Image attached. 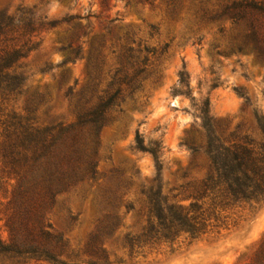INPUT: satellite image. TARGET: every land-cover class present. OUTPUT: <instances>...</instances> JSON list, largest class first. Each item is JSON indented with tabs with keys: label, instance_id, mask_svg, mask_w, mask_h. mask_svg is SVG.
I'll list each match as a JSON object with an SVG mask.
<instances>
[{
	"label": "rangeland",
	"instance_id": "1",
	"mask_svg": "<svg viewBox=\"0 0 264 264\" xmlns=\"http://www.w3.org/2000/svg\"><path fill=\"white\" fill-rule=\"evenodd\" d=\"M199 1L182 0L174 13L163 0H0V18H41L42 23L35 49L17 64L25 77L21 92L4 112L29 114L40 125L74 121L79 92L83 89L82 98L94 101L105 87L103 81L98 92L88 91L87 41L95 35L108 39L106 68L114 67L110 51L123 46L148 58L141 87L132 97L121 96L95 139L93 176L56 194L45 210L50 233L64 244L61 259L66 264H249L263 240L264 203L236 202L220 209L201 197L210 161L198 108L208 100L218 137L258 138L264 62L253 53L225 52L214 28L190 31L184 18ZM69 16L76 19L62 22ZM54 21L59 23L50 28ZM79 30L88 34L76 39ZM81 45L83 57L74 58ZM179 73L185 74L187 86L179 83ZM137 131L146 144L161 141L158 162L137 150ZM10 177L0 164V237L6 242V222L14 210L15 180ZM150 187L170 203L206 209L211 219L205 232L195 238L181 234L173 243L129 247L125 236L137 235L146 223ZM112 212L115 225L100 232L97 241L105 251L93 253L87 243L103 216Z\"/></svg>",
	"mask_w": 264,
	"mask_h": 264
},
{
	"label": "trees",
	"instance_id": "2",
	"mask_svg": "<svg viewBox=\"0 0 264 264\" xmlns=\"http://www.w3.org/2000/svg\"><path fill=\"white\" fill-rule=\"evenodd\" d=\"M132 1L151 4L155 0ZM163 1L174 13L182 3V0ZM198 3L189 18H184L190 31L214 28L223 39L225 52L253 53L257 61L264 62V0H200ZM75 17L63 18L62 22L70 23ZM58 23L54 21L48 25L52 28ZM41 25V18H0V164L2 171L15 180L14 210L6 222L9 239L6 242L0 237V264H66L61 259L64 244L50 233L45 210L56 194L93 176L95 139L109 110L118 105L121 96L132 97L141 87L139 77L148 61L147 56L123 46L110 51L114 67L106 68L104 50L108 39L93 36L87 41L88 91L98 92L97 86L103 81L105 87L94 101L82 98L85 96L83 89L79 92L81 98L74 121L40 125L29 114L4 110L5 104L21 92L25 77L18 72L17 64L35 49V36ZM87 34L79 30L74 37ZM112 46L110 42V48ZM82 49V45L74 49V58L83 57ZM179 83L188 85L184 73H179ZM208 105L205 100L198 108L210 161L209 171L201 181V197H208L210 206L220 209L236 202H247L253 207L262 205L264 115L256 114L258 138H220L210 124ZM135 143L137 150L159 161L161 141L146 144L137 131ZM145 195L146 223L137 235L125 236L131 248L140 244L173 243L181 234L195 238L210 224V215L201 205L183 207L170 203L152 187ZM116 219L114 212L103 216L98 233L87 243L91 252L104 253V248L97 246L99 233L112 228ZM249 264H264V238Z\"/></svg>",
	"mask_w": 264,
	"mask_h": 264
}]
</instances>
